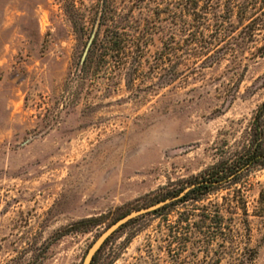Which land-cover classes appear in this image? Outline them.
Here are the masks:
<instances>
[{"label": "rangeland", "instance_id": "1", "mask_svg": "<svg viewBox=\"0 0 264 264\" xmlns=\"http://www.w3.org/2000/svg\"><path fill=\"white\" fill-rule=\"evenodd\" d=\"M172 3L0 0V264H82L119 218L230 176L256 139L264 149V0L236 31L250 23L249 42L230 50L190 44ZM101 9L108 25L127 18L134 43L96 46L83 64ZM238 177L203 202L242 191L248 229L236 241L264 264V165ZM184 207L132 221L94 264H237L218 241L178 250Z\"/></svg>", "mask_w": 264, "mask_h": 264}, {"label": "trees", "instance_id": "2", "mask_svg": "<svg viewBox=\"0 0 264 264\" xmlns=\"http://www.w3.org/2000/svg\"><path fill=\"white\" fill-rule=\"evenodd\" d=\"M136 1L148 2L152 0ZM171 7L173 11L170 10V13L173 15L174 25L180 24L181 26L180 30L177 29V31H188L187 38L190 44L202 43L203 49H208L210 45L223 43L224 48L230 50L235 47H243L249 42L251 34L250 23L244 25L239 32L236 33V31L247 21L251 0H173ZM233 16L236 17L235 24L230 22ZM105 22L106 11L101 9L85 46L86 54L83 58V64L96 46L105 50H118L134 43V41L129 39L127 33L129 26L127 18L123 19L119 24L108 25ZM72 24L76 28L74 20ZM104 25H106L105 34L102 35L101 30ZM206 32H209L208 36H205ZM259 112L260 115L264 114V103L259 108ZM257 140L254 144L247 145L243 153L235 160V163L230 164L232 165L229 170L232 172L230 176L234 175V177L226 182L227 189L237 183L238 175L244 170L257 164L264 165V149H262L261 142H257ZM217 181L220 180L213 179L194 184V187L182 198L163 206L151 214L166 218L177 206H185L181 212L176 214L174 230L171 232L173 240L181 253L187 251L189 245L192 247L197 245L196 249L204 248L208 252L209 244L212 241H218L221 253L231 247L232 253L238 261L237 264H251L255 253L251 249L241 247L239 242L236 241L238 236L245 229H248L246 201L242 191L232 190L226 196H223L220 202H203L206 196L215 190L212 183ZM179 193L172 195V197L177 196ZM138 218L122 226L105 242L99 252L111 238ZM94 222V219H88L80 222L77 226L93 224ZM99 252L95 255L91 264H94Z\"/></svg>", "mask_w": 264, "mask_h": 264}, {"label": "water", "instance_id": "3", "mask_svg": "<svg viewBox=\"0 0 264 264\" xmlns=\"http://www.w3.org/2000/svg\"><path fill=\"white\" fill-rule=\"evenodd\" d=\"M233 177H234V175H232L226 179L214 182L212 184L220 185V184L226 183L228 180L232 179ZM193 187H194V185L186 187L175 197L167 198V199L162 200V201H160L154 205H151V206L139 209V210L132 211V212L126 214L125 216L119 218L117 221H115L114 223L109 225L107 228H105V230H103L98 235V237L94 240V242L88 248V250H87V252L83 258L82 264H91L95 255L99 252V250L102 248V246L105 244V242L113 234H115L122 226L127 224L129 221H131L135 218L144 216V215L151 214V213L155 212L156 210L162 208L163 206L168 205L174 201H177L178 199L182 198Z\"/></svg>", "mask_w": 264, "mask_h": 264}]
</instances>
